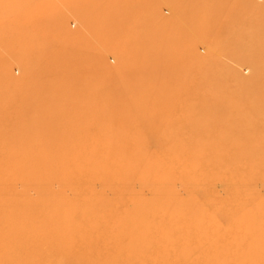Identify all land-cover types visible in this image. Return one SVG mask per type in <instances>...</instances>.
Wrapping results in <instances>:
<instances>
[{"label":"rangeland","instance_id":"1","mask_svg":"<svg viewBox=\"0 0 264 264\" xmlns=\"http://www.w3.org/2000/svg\"><path fill=\"white\" fill-rule=\"evenodd\" d=\"M0 264H264V0H0Z\"/></svg>","mask_w":264,"mask_h":264}]
</instances>
